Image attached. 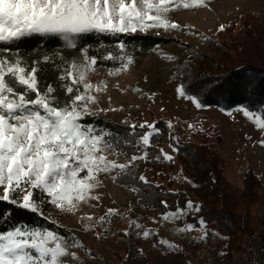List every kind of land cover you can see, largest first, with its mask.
Wrapping results in <instances>:
<instances>
[{
	"label": "snow or ice",
	"instance_id": "obj_1",
	"mask_svg": "<svg viewBox=\"0 0 264 264\" xmlns=\"http://www.w3.org/2000/svg\"><path fill=\"white\" fill-rule=\"evenodd\" d=\"M201 6H207L205 0H0V204L12 206L0 211V219L11 222L13 208L28 210L45 220L48 217L44 209L49 205L60 213L72 214L82 205L95 208L101 201L100 194L93 195L102 184L98 179L101 173L116 171L114 180L128 176L148 184L146 177H133L128 169L138 160L150 158L152 139L160 134L156 123L136 125L125 120L128 135L113 140L110 130L86 122V118L100 112L116 110H93L92 106L99 104L97 94L107 88V83L93 84L88 79V73L96 70L100 58L88 56L86 48L79 49L85 53L83 61H68L61 56L57 63L56 56L60 54L29 61L19 51L20 42L34 36L58 38L75 49L79 38L92 34L119 36L153 29L189 31L187 26L172 21L169 13L179 8L187 10ZM223 30L221 25L218 31ZM118 49L122 55L108 53L102 57L118 62L109 70V75L125 72L133 63L134 58L124 52L123 42L118 43ZM45 64L56 69L50 82L40 75ZM176 91L195 108L205 107L198 95L183 84ZM261 108L264 109V105ZM236 111L252 121L264 136V115L260 110L239 105ZM167 127L171 129L172 123ZM195 127L189 124L190 129ZM138 130L142 132L138 134ZM170 140L173 151L179 152L175 138L170 137ZM259 143L264 146V139ZM108 149L125 155L126 150L131 149L133 154L126 163H118L104 154ZM154 159L174 161V157L162 149ZM89 201H96V204H89ZM160 204L166 209L161 213L166 222L201 211V206L192 201L170 211L166 200ZM117 216L122 217L123 213L114 208H108L95 223H91L92 215H84L80 217L82 229L91 232L97 226L110 224ZM153 222L158 223L155 218ZM197 225L203 230L202 239L217 235L207 231V221L203 217L176 231L191 232ZM142 227L133 220L122 235L129 236L131 231ZM104 234L97 233V238H103ZM155 236L158 233L153 229L142 231V238ZM154 246L179 251L178 245L163 239H157ZM72 249L82 250L95 258V254L71 233L61 235L55 230L25 223L11 224L0 230V264H65V257L79 262L80 257Z\"/></svg>",
	"mask_w": 264,
	"mask_h": 264
},
{
	"label": "trees",
	"instance_id": "obj_2",
	"mask_svg": "<svg viewBox=\"0 0 264 264\" xmlns=\"http://www.w3.org/2000/svg\"><path fill=\"white\" fill-rule=\"evenodd\" d=\"M239 22V19H234L230 25L231 29L224 31L226 35L220 41L209 38L203 42V47L210 56L198 48L190 52L181 65L173 69V81L178 85L183 84L186 89L198 95L205 106L218 105L224 110H230L238 105H247L253 110H260L261 115H264V109L261 108L264 105V33L260 30L262 24L244 20L238 28ZM119 42H123L124 52L134 58L131 65H136L154 47L162 44L163 40L148 35L92 34L79 38L76 41L77 48L74 49L67 47L58 38L34 36L22 40L19 51L29 61L45 55L51 57L53 54H60L56 56L59 63L61 56L68 61H83L85 53L79 49L86 48L88 56L100 58L96 69L103 67L110 70L117 66L118 62L103 60L102 57L108 53L122 55L118 49ZM43 67L44 71L40 75L44 81L50 82L56 69L47 64ZM141 110V106L130 107L131 119L127 121L136 125L142 123ZM86 122L110 130L113 140L123 139L128 135L124 122H111L101 114L86 118ZM156 124L160 134L152 139L150 158L138 160L134 167L128 169L133 177L146 174L149 183L143 184L139 180L124 176L120 181L115 180L116 184L132 191L136 204L142 210L157 215L166 211L160 201L166 200L169 205L167 210L170 211L175 210L177 206L182 207L187 202L188 195L195 198L197 205L201 206V211L196 218L186 215L185 222L194 223L199 217H203L207 221V231L217 234L204 239L212 254V260L207 264H244L249 250L244 246L242 235L257 233L255 230L259 231L262 243L260 253L264 254V180L248 170L243 175L242 186L237 187L226 178V163L216 148L198 144L193 140L183 141L175 138L174 143L180 149L176 152V161L180 175L185 181H167L164 185L161 182L165 180V173L173 170L174 166L172 162L162 159L158 161L154 157L159 154L162 145L173 148V141L170 140L172 135L167 127L168 123L159 121ZM140 132L142 130H138V134ZM135 138L138 139L139 135ZM132 154L131 149L126 150L127 157ZM253 206L263 208V213L258 214L260 216L257 218L251 217ZM10 207L12 206L2 203L0 211ZM48 210L49 206H46L44 211ZM12 211L11 222L0 219V230L10 227L11 224L25 223L34 227L49 228L61 235L68 233L28 210L13 208ZM107 229L110 231H107L106 235L120 248L121 253H117L120 264H154L152 259L141 251L133 231L129 236L122 235L124 230L120 218H113ZM152 239L156 245L157 239ZM92 253L96 255L95 252ZM182 256L181 253L171 255V264H182ZM252 264H264V259H256Z\"/></svg>",
	"mask_w": 264,
	"mask_h": 264
},
{
	"label": "rangeland",
	"instance_id": "obj_3",
	"mask_svg": "<svg viewBox=\"0 0 264 264\" xmlns=\"http://www.w3.org/2000/svg\"><path fill=\"white\" fill-rule=\"evenodd\" d=\"M205 4L206 7L187 10L179 8L169 13L172 21L179 23L182 27L187 26L191 29L189 31L153 29L147 32L128 33L161 38L163 43L154 47L138 64L130 65L127 71L118 75H109V70L103 67L89 72L88 79L93 84H99L101 81L107 83V88L97 94L99 104L92 107L94 111L97 108L116 109L99 114L117 124L131 119L129 108L133 106L142 107V123L171 122L172 137L183 141L193 140L198 144H207L216 148L226 163V178L231 184L241 187L243 175L248 170L262 181L264 180V146L259 143L264 136L256 129L252 121L236 111L237 106L230 110H224L218 105H208L197 109L190 100L179 97L176 91L179 85L173 81V69L178 68L194 49L198 48L210 56L211 54L203 47V42L209 38L220 41L226 35L224 31L231 29L230 25L234 19L240 20L237 24L238 28L244 20L262 24L260 30L264 33V0H205ZM221 25L224 26V30L218 31ZM166 57L173 59H166ZM229 111L232 112L231 115L227 114ZM189 124H195L196 127L190 129ZM161 149L174 157L172 162L174 168L165 173V180L161 183L165 185L167 181L184 182L185 179L180 175L179 164L176 161V152L167 145H162ZM104 154L109 160H115L118 163L127 162L128 157L125 154H118L112 149H108ZM135 165L136 163L132 167ZM116 175L117 172L112 171L98 176L102 184L93 193V195L101 196L97 207L82 205L78 212L72 214L60 213L49 205V210L44 211L45 216L54 226L75 235L85 248L96 253L93 258L82 250L72 249L77 252L80 261L65 257V264H120L117 258V253H121L120 248L105 232L109 224L103 227L97 226L91 232H86L82 229L80 220V217L84 215H92L94 220L91 223H95L108 208L119 209L123 213L122 217L117 216V218L121 219L124 231L129 229L133 220L143 226L133 232L140 244V249L152 259L154 264L173 263L171 255L175 253L183 255L182 264H207L209 260H212L211 248L201 238L203 230L199 225L191 232L178 233L177 228L188 224L185 222L186 216L180 220L166 222L162 220L161 215L142 210L134 200V193L116 184L113 179ZM143 176L148 181L146 174ZM187 201L197 204V200L191 195L187 196ZM89 204H96V201H89ZM251 209V217L257 218L260 216L258 214L263 213L262 207L253 206ZM189 215L196 218L198 213L192 211ZM240 217L242 218L241 213ZM153 218L158 223H154ZM144 229L155 230L158 233V236H155L156 239L167 240L169 243L178 245L179 251L162 250L154 246L152 237L142 238ZM137 232L141 235H137ZM255 232L258 234L244 233L242 235L243 243L249 250L244 264L248 262L252 264L259 258L264 259V254L260 253L262 243L256 247L252 241L254 236H259V231L255 230ZM97 233L105 234L103 238H97Z\"/></svg>",
	"mask_w": 264,
	"mask_h": 264
},
{
	"label": "built area",
	"instance_id": "obj_4",
	"mask_svg": "<svg viewBox=\"0 0 264 264\" xmlns=\"http://www.w3.org/2000/svg\"><path fill=\"white\" fill-rule=\"evenodd\" d=\"M254 245L256 247H258L260 245V238L259 236H254L253 239H252ZM245 248H246V245L244 244ZM248 264H251L250 262H248Z\"/></svg>",
	"mask_w": 264,
	"mask_h": 264
}]
</instances>
